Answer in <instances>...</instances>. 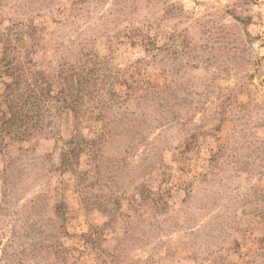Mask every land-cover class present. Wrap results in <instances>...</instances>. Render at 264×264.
Returning <instances> with one entry per match:
<instances>
[{
  "label": "rangeland",
  "instance_id": "obj_1",
  "mask_svg": "<svg viewBox=\"0 0 264 264\" xmlns=\"http://www.w3.org/2000/svg\"><path fill=\"white\" fill-rule=\"evenodd\" d=\"M0 58V264H264V0H0Z\"/></svg>",
  "mask_w": 264,
  "mask_h": 264
},
{
  "label": "trees",
  "instance_id": "obj_2",
  "mask_svg": "<svg viewBox=\"0 0 264 264\" xmlns=\"http://www.w3.org/2000/svg\"><path fill=\"white\" fill-rule=\"evenodd\" d=\"M8 39V38H7ZM18 40H21V38H18ZM8 43L11 42V38H9L7 40ZM6 49V46H5ZM46 50V48H44V51ZM3 59L0 58V80L4 81L2 77H8V72L15 70V75H13L12 77L14 78V82H10L8 80L4 81V84L7 86V88L9 86H12V94H9V96L7 97H2L3 99L6 101L7 105H13L12 106V110L13 112L11 113L10 117L7 116L9 119H11L12 117L14 118H19L20 122H16L15 120H12L13 123H11L9 125V130L4 126L0 127V141H1V145L3 144L4 147H6L8 149V145L9 140L12 141V144H14L16 138H22V135H24L26 133V131L29 129V121L32 120H36L35 122L37 123L38 117L39 115H41V110L43 108V104H42V99L41 97L39 98H34L33 100H29V102L24 100V97L29 96L30 92L27 93V91L25 90H20V86H22V81H21V77L23 76V73H26V79L29 77L28 76V70L24 67V69H22L21 67L24 66V64L19 61L18 63L15 64V66H13V64H11L12 59H8V62L3 63ZM22 64H21V63ZM36 61L32 58L30 59V63H35ZM21 64V65H20ZM20 65V68H19ZM37 75H33L29 80L32 81V79H36ZM24 81V80H23ZM35 84H37V81L35 82ZM49 84H52L51 80H49ZM33 88H31V93L33 94V92L35 91V87L31 86ZM31 99V98H29ZM23 100V102H21ZM30 103L31 108L27 109L25 112L26 114H24L22 107H20V105H26ZM8 119V120H9ZM5 141V142H4Z\"/></svg>",
  "mask_w": 264,
  "mask_h": 264
}]
</instances>
